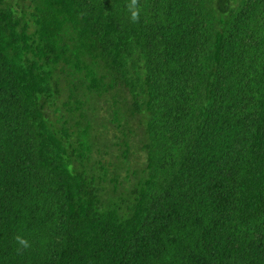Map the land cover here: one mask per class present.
<instances>
[{
	"label": "trees",
	"instance_id": "1",
	"mask_svg": "<svg viewBox=\"0 0 264 264\" xmlns=\"http://www.w3.org/2000/svg\"><path fill=\"white\" fill-rule=\"evenodd\" d=\"M0 264H264V0H0Z\"/></svg>",
	"mask_w": 264,
	"mask_h": 264
},
{
	"label": "clouds",
	"instance_id": "2",
	"mask_svg": "<svg viewBox=\"0 0 264 264\" xmlns=\"http://www.w3.org/2000/svg\"><path fill=\"white\" fill-rule=\"evenodd\" d=\"M136 16H137V13H136V12H133V13H132V18L135 19Z\"/></svg>",
	"mask_w": 264,
	"mask_h": 264
}]
</instances>
